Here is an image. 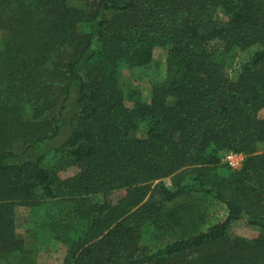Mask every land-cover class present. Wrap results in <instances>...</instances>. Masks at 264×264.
<instances>
[{"label":"trees","instance_id":"1","mask_svg":"<svg viewBox=\"0 0 264 264\" xmlns=\"http://www.w3.org/2000/svg\"><path fill=\"white\" fill-rule=\"evenodd\" d=\"M156 47L129 106L121 69ZM262 108L264 0H0V264H264ZM51 240L61 263L37 260Z\"/></svg>","mask_w":264,"mask_h":264},{"label":"rangeland","instance_id":"2","mask_svg":"<svg viewBox=\"0 0 264 264\" xmlns=\"http://www.w3.org/2000/svg\"><path fill=\"white\" fill-rule=\"evenodd\" d=\"M167 52L162 47H156L154 51V59L152 62L135 67L124 66L121 69V81L123 83L126 103L131 106L133 104V93L138 95L142 100L148 101L151 97V81L162 80L165 77V64ZM259 115L264 117V108L259 111ZM145 129H141L140 134L143 135ZM224 162V161H223ZM78 169L74 166L59 171L61 178H66L74 174ZM168 185H172L171 177L163 178ZM125 193L124 190L116 191L112 198L117 201ZM15 225L17 232L25 239L27 244L31 246L37 235L36 228L39 229L40 223L34 216L31 207L18 204L15 206ZM215 219H222L226 215L224 204L217 202L211 209ZM39 229V233H40ZM231 232L235 235L253 237L257 235L258 230L249 226L243 220L235 222L231 227ZM66 245L58 240H51L49 246L41 243L37 260L42 263H61L66 254Z\"/></svg>","mask_w":264,"mask_h":264},{"label":"built area","instance_id":"3","mask_svg":"<svg viewBox=\"0 0 264 264\" xmlns=\"http://www.w3.org/2000/svg\"><path fill=\"white\" fill-rule=\"evenodd\" d=\"M244 154L236 151L225 153L222 160L232 168H239L243 162Z\"/></svg>","mask_w":264,"mask_h":264}]
</instances>
